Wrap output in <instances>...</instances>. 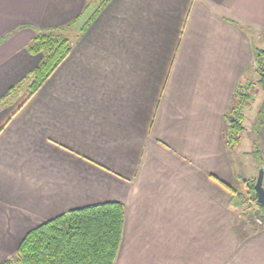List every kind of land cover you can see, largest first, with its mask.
<instances>
[{"label":"crops","instance_id":"obj_1","mask_svg":"<svg viewBox=\"0 0 264 264\" xmlns=\"http://www.w3.org/2000/svg\"><path fill=\"white\" fill-rule=\"evenodd\" d=\"M102 1L0 0V263L43 222L115 201L114 264H264V228L239 238L231 189L259 164L237 165L225 136L238 85L256 79L264 0H109L78 37ZM82 13L28 98L38 30ZM257 136L264 155V116Z\"/></svg>","mask_w":264,"mask_h":264},{"label":"trees","instance_id":"obj_2","mask_svg":"<svg viewBox=\"0 0 264 264\" xmlns=\"http://www.w3.org/2000/svg\"><path fill=\"white\" fill-rule=\"evenodd\" d=\"M108 1L103 0L96 12L80 26L78 23L83 20V13L64 25L38 30L29 50L42 53L43 56L26 79L28 98L41 88L72 50L73 42L68 37V31L78 24L80 37ZM255 72L256 79L238 85L235 101L226 117L225 136L231 151L245 128L246 109L252 103L250 86L255 83L264 92V48H255ZM18 87H11L9 94L14 93ZM263 116L264 100L257 123L254 124V153L259 170L264 168V155L257 136ZM256 180L257 178L247 184V194L253 192L251 197L238 188L231 187L236 196V205L244 206L241 217L235 222L240 239L264 228V205L257 200ZM252 202L256 203L255 211ZM124 217L125 204L122 202L95 203L71 209L31 229L20 242L15 254L0 264H114L121 242Z\"/></svg>","mask_w":264,"mask_h":264},{"label":"rangeland","instance_id":"obj_3","mask_svg":"<svg viewBox=\"0 0 264 264\" xmlns=\"http://www.w3.org/2000/svg\"><path fill=\"white\" fill-rule=\"evenodd\" d=\"M263 97H264V93L260 92L259 96H256L253 99L254 102L252 103V106L246 109V113L248 115L247 120H246L247 124L244 125L245 128H244V130L241 133L240 140L238 141V143L235 145V147L232 150L233 154H234L233 156H234V158L236 160L237 165L239 164V158H241L242 160H246V159H251V157L252 158L254 157V160L256 161L255 153H254V150H255V142H254L255 141V133H254L255 132V127H254V124L252 123V121H254L255 118H256L255 117V115L257 113L256 110L259 108ZM241 152H243V156L244 157H240L241 156L240 155ZM245 167H244V169H245ZM245 170L247 171V173L251 172V168H249V166H248V169H245ZM258 174L259 173H257L255 176H253V178L244 176V177L241 178V182H237L239 184V187L242 190V192L246 193V195H248L247 194V192H248V189H247L248 182L251 183L253 180H255L258 177ZM248 196L249 197L253 196V192H249ZM251 204H252L253 210L255 211L256 210V203L252 202ZM243 208H244V206H243Z\"/></svg>","mask_w":264,"mask_h":264},{"label":"water","instance_id":"obj_4","mask_svg":"<svg viewBox=\"0 0 264 264\" xmlns=\"http://www.w3.org/2000/svg\"><path fill=\"white\" fill-rule=\"evenodd\" d=\"M255 190L257 193V200L264 205V168L261 167L255 183Z\"/></svg>","mask_w":264,"mask_h":264}]
</instances>
